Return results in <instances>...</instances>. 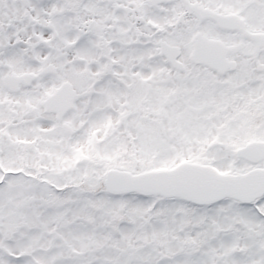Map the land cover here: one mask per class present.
Wrapping results in <instances>:
<instances>
[{"label": "snow or ice", "instance_id": "snow-or-ice-1", "mask_svg": "<svg viewBox=\"0 0 264 264\" xmlns=\"http://www.w3.org/2000/svg\"><path fill=\"white\" fill-rule=\"evenodd\" d=\"M0 264H264V0H0Z\"/></svg>", "mask_w": 264, "mask_h": 264}]
</instances>
